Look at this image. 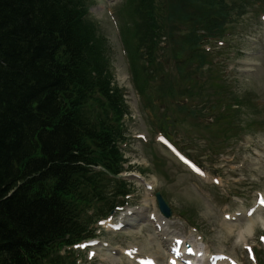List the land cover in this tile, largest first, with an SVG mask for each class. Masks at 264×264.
<instances>
[{"label":"trees","instance_id":"trees-1","mask_svg":"<svg viewBox=\"0 0 264 264\" xmlns=\"http://www.w3.org/2000/svg\"><path fill=\"white\" fill-rule=\"evenodd\" d=\"M254 2L264 13V0H124L132 84L160 129L223 106V134L240 101L210 78L204 46L226 40ZM109 49L86 0H0V264H67L61 250L130 194L120 179L128 107Z\"/></svg>","mask_w":264,"mask_h":264},{"label":"rangeland","instance_id":"rangeland-1","mask_svg":"<svg viewBox=\"0 0 264 264\" xmlns=\"http://www.w3.org/2000/svg\"><path fill=\"white\" fill-rule=\"evenodd\" d=\"M87 4L88 18L108 41L114 82L123 90L129 109L124 119L127 142L122 151L125 167L131 170L122 177L131 182L133 191L123 211L114 215V221L129 211L133 212L132 216L144 211L145 217L139 218L140 226L124 227L117 233L95 227V239L99 241L94 248L96 257L89 260L86 252L76 250L77 264H131L122 251L132 247H137L142 257L152 256L158 264H167L166 249L160 244L161 233L148 220L149 215H159L154 198L156 192L164 196L173 211L172 218L165 220L164 232L169 238L175 236L195 242L211 254L223 253L241 264H250L243 250L245 244H250L264 264V249L258 240L259 236H264V210L241 221L244 212L254 205L255 197L264 196V22L263 11L259 9L261 4L246 5L229 26L227 39L207 45L210 60L216 65L210 78L220 77V82L230 87L231 97L236 96L241 103L229 113L231 125L221 134L227 140L221 142V136L213 131L216 126L212 119L215 121L218 116L211 106L195 107L201 109L199 112L194 109L201 117L194 120L180 115L171 119L177 121L175 129L169 127L172 142L201 165L203 175L189 171L160 143L156 119L144 110L143 102L132 87L120 38V28L124 24L123 0H87ZM194 123L200 124H196L197 127L209 124L212 131L196 128ZM128 174L138 175L143 181L129 180ZM146 185L152 189L147 190ZM226 214L238 220L226 221Z\"/></svg>","mask_w":264,"mask_h":264},{"label":"bare ground","instance_id":"bare-ground-1","mask_svg":"<svg viewBox=\"0 0 264 264\" xmlns=\"http://www.w3.org/2000/svg\"><path fill=\"white\" fill-rule=\"evenodd\" d=\"M135 213L136 214H134V216H132V217L126 215L127 217H124L123 218V222H125V226H127L129 228L134 227L135 225L140 226V223H139L140 222V219H142L143 217H145V216H143L144 215V211H137ZM153 221H154L155 224H157V227L160 229L159 231H161L160 232L161 234H159V236L162 237V240H161V243H160L161 246L164 247V243H165L168 246V248L169 247L170 248H174V246H175L176 243L175 244L173 243V236L169 238V234L166 231L164 232V230H163L164 227H165V225H166L165 221H163L162 218H160L159 216H156V215L153 216ZM138 226H137V228H139ZM163 236H164V238L167 237V239L165 241L163 239ZM108 257L109 256H107V258ZM129 259H132L133 260L134 259V256L132 258H129ZM220 264H224V263H220Z\"/></svg>","mask_w":264,"mask_h":264},{"label":"water","instance_id":"water-1","mask_svg":"<svg viewBox=\"0 0 264 264\" xmlns=\"http://www.w3.org/2000/svg\"><path fill=\"white\" fill-rule=\"evenodd\" d=\"M157 200H158V204L159 207L161 209V212L166 216L169 217L170 216V211L167 208V205L165 204V202L162 200V198L160 197L159 194L156 195Z\"/></svg>","mask_w":264,"mask_h":264}]
</instances>
